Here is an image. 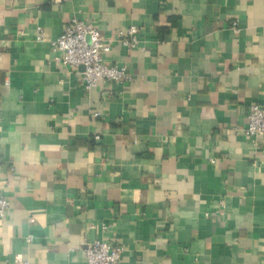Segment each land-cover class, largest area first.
I'll return each instance as SVG.
<instances>
[{
	"label": "crops",
	"instance_id": "crops-1",
	"mask_svg": "<svg viewBox=\"0 0 264 264\" xmlns=\"http://www.w3.org/2000/svg\"><path fill=\"white\" fill-rule=\"evenodd\" d=\"M72 18L128 82L87 91L83 68L56 62ZM253 105L264 0H0V264H88L97 240L121 264H264Z\"/></svg>",
	"mask_w": 264,
	"mask_h": 264
},
{
	"label": "built area",
	"instance_id": "built-area-1",
	"mask_svg": "<svg viewBox=\"0 0 264 264\" xmlns=\"http://www.w3.org/2000/svg\"><path fill=\"white\" fill-rule=\"evenodd\" d=\"M236 30L237 24L233 25ZM138 29L131 27L128 35L123 33L121 43L127 50H133L139 44ZM43 40V35H39ZM59 65L70 68H83L82 80L87 91L102 84L120 86L130 80L126 66L110 65L105 62L104 55L110 53L111 47L101 36L96 27L86 21L76 18L69 20L62 35L52 42ZM95 114V117H100ZM246 135L258 138L264 135V105H253L248 115ZM215 163L213 159L211 161ZM10 209V203L0 190V219L5 218ZM32 238L28 239L31 242ZM88 264H121L124 248L107 241H93L84 247ZM18 264H29L21 262Z\"/></svg>",
	"mask_w": 264,
	"mask_h": 264
}]
</instances>
